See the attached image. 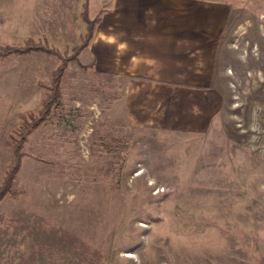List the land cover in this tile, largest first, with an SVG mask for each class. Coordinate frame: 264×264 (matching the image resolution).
Wrapping results in <instances>:
<instances>
[{
  "label": "rangeland",
  "instance_id": "rangeland-1",
  "mask_svg": "<svg viewBox=\"0 0 264 264\" xmlns=\"http://www.w3.org/2000/svg\"><path fill=\"white\" fill-rule=\"evenodd\" d=\"M226 1L211 80L222 106L201 134L132 127L122 82L83 51L68 62L0 201V264H264V0ZM28 25L23 0H0V48L33 38L71 55ZM59 65L0 58V186Z\"/></svg>",
  "mask_w": 264,
  "mask_h": 264
},
{
  "label": "crops",
  "instance_id": "crops-1",
  "mask_svg": "<svg viewBox=\"0 0 264 264\" xmlns=\"http://www.w3.org/2000/svg\"><path fill=\"white\" fill-rule=\"evenodd\" d=\"M85 2L95 25L83 52L100 73L122 82L116 104L128 124L206 131L222 106L211 80L227 1L23 0V20L75 47L87 30Z\"/></svg>",
  "mask_w": 264,
  "mask_h": 264
},
{
  "label": "trees",
  "instance_id": "trees-1",
  "mask_svg": "<svg viewBox=\"0 0 264 264\" xmlns=\"http://www.w3.org/2000/svg\"><path fill=\"white\" fill-rule=\"evenodd\" d=\"M81 18L86 24L87 30L81 43L72 49L71 55H62L56 49L46 44L35 43L32 39L27 40L22 46H5L0 48L1 59H5L9 56H24L32 52H40L55 56L60 61V65L51 74V84L48 87V94L42 102L41 110L37 116L31 117L29 122L23 124L18 139H15L11 145L13 161L7 169L4 180L0 186V201L7 194L12 193L13 182L16 180L17 173L21 167L23 157L22 149L26 142V135L47 121L52 109L57 105L60 99L61 80L68 62L78 56L87 47L93 36L95 21L90 20L87 16V2H85L83 6Z\"/></svg>",
  "mask_w": 264,
  "mask_h": 264
},
{
  "label": "bare ground",
  "instance_id": "bare-ground-1",
  "mask_svg": "<svg viewBox=\"0 0 264 264\" xmlns=\"http://www.w3.org/2000/svg\"><path fill=\"white\" fill-rule=\"evenodd\" d=\"M126 257H128V258H133L134 255H133L132 253H129Z\"/></svg>",
  "mask_w": 264,
  "mask_h": 264
}]
</instances>
